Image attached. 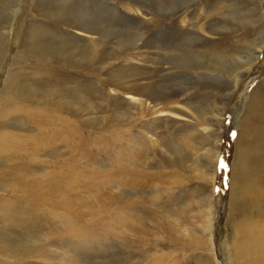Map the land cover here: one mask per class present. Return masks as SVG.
<instances>
[{
    "label": "rangeland",
    "instance_id": "rangeland-1",
    "mask_svg": "<svg viewBox=\"0 0 264 264\" xmlns=\"http://www.w3.org/2000/svg\"><path fill=\"white\" fill-rule=\"evenodd\" d=\"M0 37V264H228L241 141L264 159V0H0Z\"/></svg>",
    "mask_w": 264,
    "mask_h": 264
},
{
    "label": "bare ground",
    "instance_id": "bare-ground-1",
    "mask_svg": "<svg viewBox=\"0 0 264 264\" xmlns=\"http://www.w3.org/2000/svg\"><path fill=\"white\" fill-rule=\"evenodd\" d=\"M77 15H79V14H77ZM77 24H78V27L81 31L86 30V27L88 26L87 22H78ZM263 43H264V41L262 43L258 44L259 47L258 46L257 47L261 48ZM250 55H252V54H250ZM254 58H255L254 55L252 56V58L250 56H248L242 64L246 65V67H250L251 64L253 63ZM174 60H176V59H174ZM168 64H169V62H168ZM181 66H182V64L179 61H176L175 65L173 64L172 66H168L166 76H169V79H171L172 75L169 72H172V74L179 75L180 78H185L187 76H190V77L195 76L194 73L198 72L195 66H192L191 69H187V70L184 69L185 68L184 66H183L184 68H181ZM186 67H188V66H186ZM218 69L225 71L227 68L221 69V67L218 66ZM200 74H204V73H200ZM179 77H178V79H180ZM240 77H241L240 72L234 74V78H235L234 82L235 83L239 82ZM126 78H128V77H126ZM182 80L184 81V79H182ZM185 80H186V78H185ZM179 81H181V79ZM131 82H133V81H131ZM133 83H134V86L131 87V90H130L131 92H128L126 90L128 93H132L134 96L143 95L146 93V96H148L149 98L153 97V99H155L157 97L156 92L154 93L151 90V89H154L152 87L153 84H149V83H145V82H139V79L135 80V82H133ZM194 83H196V81H194ZM194 83L192 84V86H189L188 84L185 83L184 86L182 87L183 89H181V90L184 93H195V92H197V91H195V90H198V89H196V88H198L197 83L196 84H194ZM177 84H178V82H177ZM178 87H180V86H178ZM263 87H264V85H263ZM190 89L193 90V92H190ZM263 97H264V95H263ZM263 100L261 101V103L258 102V104H256L254 106L256 108V110H258V108L263 107V102H264ZM252 110L249 109L248 112L246 113V121H247V123L252 122L251 126L253 127V124L255 125V123L253 122L254 117H255V113L252 112L251 116L249 114ZM1 141H2V139H0V142ZM240 145H241V146H239L240 149L237 151L238 158H236L237 160H235V165H234L235 170L233 172V177H232L230 214H229V219H228V221L230 223L232 213H233V208L237 207L239 210H237V216H236L237 218L235 219L234 224H233V230L236 233V238H234L235 256L232 259L228 260L227 263L228 264H264V198L261 199V197H260L261 195L259 193L258 187H256L253 191V185H251V183H250V179H253L255 177L254 174L251 175L252 171L254 170V165H253L254 162L259 161V163L263 164L264 159L263 158L259 159V156H262V150H257L256 151L257 154L256 155L254 154V149H255L254 145L251 147L247 143L243 142V140L241 141ZM180 147H182V146L180 145ZM217 149H218V146L215 148V150L218 151ZM213 164H214L213 161H211L210 167H209V174H208V176L210 178V182L212 181L213 175L215 174V169L213 168ZM251 193H253L254 197L256 198V201L252 204V209H254L255 216H254V214H252V216L247 214L248 216H246V210L248 209V205H247L248 199L247 198L249 196V199H250ZM261 193L264 194V189H263V192H261ZM259 198L263 201L260 202ZM235 203H237V204H235ZM211 204L212 203L209 202L208 205L205 206V211H208L207 213L209 214V216H208L209 219L212 218V216H211V210H212ZM229 257H231V255ZM243 258L246 259L247 263L243 261ZM209 262H210V264H213L211 260H209Z\"/></svg>",
    "mask_w": 264,
    "mask_h": 264
}]
</instances>
